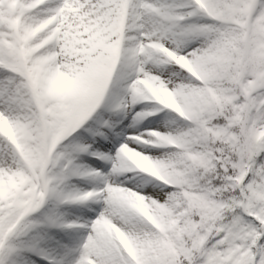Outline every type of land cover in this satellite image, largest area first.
<instances>
[{"label":"snow or ice","instance_id":"obj_1","mask_svg":"<svg viewBox=\"0 0 264 264\" xmlns=\"http://www.w3.org/2000/svg\"><path fill=\"white\" fill-rule=\"evenodd\" d=\"M0 124V264H264V0H0Z\"/></svg>","mask_w":264,"mask_h":264},{"label":"rangeland","instance_id":"obj_2","mask_svg":"<svg viewBox=\"0 0 264 264\" xmlns=\"http://www.w3.org/2000/svg\"><path fill=\"white\" fill-rule=\"evenodd\" d=\"M71 87V83L65 78H60L56 83L57 90H65ZM151 119V118H149ZM146 123V122H145ZM3 125L0 124V128ZM151 147V146H150ZM160 150V149H155ZM133 159L142 167L144 164L152 165L148 160L144 158H140L135 153H130ZM87 163V162H86ZM103 163V162H101ZM92 167H96V165H92ZM155 172L154 167L148 169ZM87 172V168H82L79 170L78 175L84 176ZM155 179V178H153ZM19 190L22 189L24 184L26 183V179L21 176L18 180ZM94 183H99V179L96 177H85L83 179L74 178L71 181L61 183L57 189V194L53 195L47 204V207L44 209V213L47 215L50 221H54L57 224L62 222L71 221L74 219H86L88 218L89 209L95 208L98 210V205H96L93 200L94 198H89L86 202H80L77 204H63L61 200L69 194H76L91 188ZM126 184L130 183V181H125ZM150 188V185H146L144 190L147 192ZM1 191V190H0ZM31 191V190H29ZM1 193V192H0ZM3 193V192H2ZM94 215V213H92ZM44 217L41 216V219ZM41 235L44 237L43 243L49 247L50 250L60 251V248L57 245L63 246L69 237L78 235L72 229H61V228H43L41 230ZM39 264H47L40 260L37 257Z\"/></svg>","mask_w":264,"mask_h":264},{"label":"bare ground","instance_id":"obj_3","mask_svg":"<svg viewBox=\"0 0 264 264\" xmlns=\"http://www.w3.org/2000/svg\"><path fill=\"white\" fill-rule=\"evenodd\" d=\"M19 178H21V176L9 177L7 180L0 179V198L8 194L14 195L18 192L20 184L18 183ZM48 263L49 262H47V264Z\"/></svg>","mask_w":264,"mask_h":264},{"label":"clouds","instance_id":"obj_4","mask_svg":"<svg viewBox=\"0 0 264 264\" xmlns=\"http://www.w3.org/2000/svg\"><path fill=\"white\" fill-rule=\"evenodd\" d=\"M142 167H143V168H146V169H150V168H152L153 166H152V165H149V164H144Z\"/></svg>","mask_w":264,"mask_h":264},{"label":"trees","instance_id":"obj_5","mask_svg":"<svg viewBox=\"0 0 264 264\" xmlns=\"http://www.w3.org/2000/svg\"><path fill=\"white\" fill-rule=\"evenodd\" d=\"M192 198H193V200H196V199H198V197H196V195H195V194H192ZM209 211H211V210H209Z\"/></svg>","mask_w":264,"mask_h":264}]
</instances>
